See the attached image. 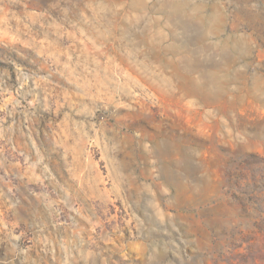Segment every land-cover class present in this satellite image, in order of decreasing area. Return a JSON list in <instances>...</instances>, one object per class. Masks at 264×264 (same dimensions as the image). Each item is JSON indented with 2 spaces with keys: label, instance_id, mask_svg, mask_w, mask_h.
Segmentation results:
<instances>
[{
  "label": "rangeland",
  "instance_id": "1",
  "mask_svg": "<svg viewBox=\"0 0 264 264\" xmlns=\"http://www.w3.org/2000/svg\"><path fill=\"white\" fill-rule=\"evenodd\" d=\"M0 264H264V0H0Z\"/></svg>",
  "mask_w": 264,
  "mask_h": 264
},
{
  "label": "bare ground",
  "instance_id": "2",
  "mask_svg": "<svg viewBox=\"0 0 264 264\" xmlns=\"http://www.w3.org/2000/svg\"><path fill=\"white\" fill-rule=\"evenodd\" d=\"M171 10H173V9H171ZM176 16V15H175ZM193 91V90H192ZM194 92V91H193ZM201 92H203V91H201ZM201 94H203V93H201Z\"/></svg>",
  "mask_w": 264,
  "mask_h": 264
}]
</instances>
